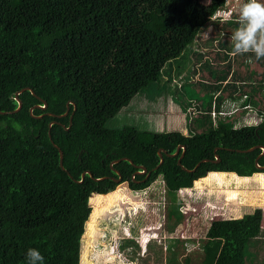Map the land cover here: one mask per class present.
<instances>
[{
	"label": "trees",
	"instance_id": "trees-1",
	"mask_svg": "<svg viewBox=\"0 0 264 264\" xmlns=\"http://www.w3.org/2000/svg\"><path fill=\"white\" fill-rule=\"evenodd\" d=\"M225 4L226 0H213L211 5L202 0H0V264H26L30 248L41 252L44 264H80L91 206L101 205V212L121 202L116 198L122 193L112 179L119 178L114 169L135 192L161 178L169 194L191 189L200 179L209 184L210 173L224 178L225 173L252 177L264 172L256 166L261 148L240 152L264 147V120L238 125L215 121L207 113L194 125L203 131L188 135L161 132L154 125L107 127L164 74L180 78L192 70L173 64L188 56L186 50ZM239 22L235 19L230 26ZM230 26L220 27L216 38ZM219 48L228 46L222 42ZM240 55L256 59L251 52ZM257 61L264 67V58ZM220 80L201 86L213 90L222 102L225 78ZM27 88L35 95L31 90L21 93L23 107L14 113L19 108L17 93ZM181 146L186 148V169L208 162L194 172L184 170L178 164L183 149L176 157L168 155ZM160 149L166 151L164 163L156 169ZM259 164L264 166V155ZM139 166L152 172L149 179L136 174ZM87 172L93 177L86 174L83 179ZM101 178L105 179L95 180ZM94 210L91 236L100 215ZM179 217L176 224L183 220ZM262 220V209L257 208L239 218L212 221L206 239L220 242L214 264H260L250 261L249 247L264 240Z\"/></svg>",
	"mask_w": 264,
	"mask_h": 264
},
{
	"label": "rangeland",
	"instance_id": "rangeland-1",
	"mask_svg": "<svg viewBox=\"0 0 264 264\" xmlns=\"http://www.w3.org/2000/svg\"><path fill=\"white\" fill-rule=\"evenodd\" d=\"M202 1L205 5L213 3V0ZM247 2L226 0L221 13L231 15L213 18L186 50L188 56L173 64L192 70L180 78L164 74L160 82L145 88L129 108L109 120L107 127L154 125L161 132L180 131L188 135L190 131H203L196 130L194 125L207 113H211L215 121L219 118L238 125L259 124L264 120V91L261 89L264 67L253 57L234 54L231 39L240 23L230 25L235 19L240 20V10ZM258 2L264 4V0ZM223 25L230 27L216 38ZM222 42L228 49L220 51ZM199 55H202L200 61L197 60ZM221 77L225 78L220 91L222 102L216 99L218 95L213 90L206 91L201 86L220 84ZM228 83L231 86H227ZM233 85L238 87L237 91ZM206 178L210 179L209 184L200 179L191 189L172 194L161 178L137 192L130 189L129 182L119 183L116 190L125 197L111 209L99 212L102 206L93 208L90 203L92 213L86 223L80 264H187V260L194 264L205 259L206 264H214L220 242L206 239L212 221L239 218L261 208L264 230V172L252 177L225 173L224 178L210 173ZM232 192L237 193L234 199L229 198ZM94 209L100 215L95 218L96 228L91 236L89 223L94 218ZM171 210L174 213L170 214ZM178 214L183 220L176 224ZM252 245L250 261L264 264V240Z\"/></svg>",
	"mask_w": 264,
	"mask_h": 264
},
{
	"label": "clouds",
	"instance_id": "clouds-1",
	"mask_svg": "<svg viewBox=\"0 0 264 264\" xmlns=\"http://www.w3.org/2000/svg\"><path fill=\"white\" fill-rule=\"evenodd\" d=\"M216 15L228 18L231 14L217 12ZM239 23L231 37L234 54L251 52L257 60L264 58V4L258 0H248L240 10ZM26 264H44V256L38 249L30 248L26 253Z\"/></svg>",
	"mask_w": 264,
	"mask_h": 264
},
{
	"label": "water",
	"instance_id": "water-1",
	"mask_svg": "<svg viewBox=\"0 0 264 264\" xmlns=\"http://www.w3.org/2000/svg\"><path fill=\"white\" fill-rule=\"evenodd\" d=\"M26 90H31V89H30V88L23 89L22 91H20L19 93H17V98H16V100H17L18 103H19V108H18L17 110H15L14 113H17V112H19V111L22 109V107H23V103H22V101L19 99V95H20L21 93H23L24 91H26ZM31 91H32V90H31ZM32 93L35 95V93H34L33 91H32ZM44 104H45V106H47L46 103H44ZM37 107L42 108V109H45V108H46V107H40V106H37ZM31 111L33 112V109H31ZM1 113H2V112H1ZM68 114H69V109H68L67 112L64 114V116H67ZM259 148L262 149L263 153H262V154L256 159V166H257V168H258L260 171H264V166H261V165L259 164L260 159H261V158L263 157V155H264V147H262V146H258V147H254V148H252V149H250V150L240 151V152L249 153V152H253V151H255L256 149H259ZM180 149H183V150H184L183 153H182V155L180 156V158H179V162H178V164L182 166V159L184 158L185 151H186V148H185L184 146L179 147L175 154H168V155L171 156V157H176V156L179 155V153H180ZM165 152H166V151H165L164 149H160V151H159V156H160L161 161H160L159 166H158L156 169H158V168L164 163L163 153H165ZM60 153H61V167L64 169V166H63V157H64V155H63V152H62V151H60ZM123 160H128V161H130V162L132 163V161H131L130 159H128V158H124ZM120 161H121V160H118V161H116V162H114V163L116 164V163H119ZM204 162H208V160L206 159V160L201 161V162L196 166V168H195L194 170H191V171L188 170V169H186V168L183 167V166H182V167H183V169L186 170V171L194 172V171H196V169H197L202 163H204ZM215 162H217V163L220 162V158L217 157V160H216ZM138 169H139V171H138L136 174H138V175H147V179L151 176V173H152V172H149L148 169H147L146 167L139 166ZM114 171H115L116 174L119 176V178H118V179H116V178H112V179H113L114 181H116V182L119 184V183H121V181H122V175H121V173H120L118 170H115V169H114ZM86 174H89L90 176L93 177L92 173L87 172V173H84V174H83V179L85 178ZM104 179H105V178L95 179V180H96V181H100V180H104Z\"/></svg>",
	"mask_w": 264,
	"mask_h": 264
},
{
	"label": "crops",
	"instance_id": "crops-1",
	"mask_svg": "<svg viewBox=\"0 0 264 264\" xmlns=\"http://www.w3.org/2000/svg\"><path fill=\"white\" fill-rule=\"evenodd\" d=\"M124 197H125L124 194H119V197L116 196V198L119 199V200H121V201L124 199ZM154 236H155V235H154ZM152 239H154V238H151V240H152Z\"/></svg>",
	"mask_w": 264,
	"mask_h": 264
},
{
	"label": "bare ground",
	"instance_id": "bare-ground-1",
	"mask_svg": "<svg viewBox=\"0 0 264 264\" xmlns=\"http://www.w3.org/2000/svg\"><path fill=\"white\" fill-rule=\"evenodd\" d=\"M105 209H108L107 207Z\"/></svg>",
	"mask_w": 264,
	"mask_h": 264
},
{
	"label": "flooded vegetation",
	"instance_id": "flooded-vegetation-1",
	"mask_svg": "<svg viewBox=\"0 0 264 264\" xmlns=\"http://www.w3.org/2000/svg\"><path fill=\"white\" fill-rule=\"evenodd\" d=\"M149 179V178H148Z\"/></svg>",
	"mask_w": 264,
	"mask_h": 264
}]
</instances>
